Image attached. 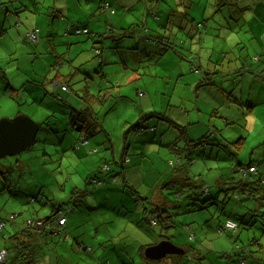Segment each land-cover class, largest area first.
<instances>
[{
	"label": "rangeland",
	"instance_id": "1",
	"mask_svg": "<svg viewBox=\"0 0 264 264\" xmlns=\"http://www.w3.org/2000/svg\"><path fill=\"white\" fill-rule=\"evenodd\" d=\"M1 1L4 2L3 0ZM111 1L116 12L109 11V15H107L106 13L98 12L99 0H91L89 2L82 0L81 5L78 4L77 0H74V2L72 0H12L10 4L14 8L22 5L21 9L26 11V15L21 13L18 17H15L17 18V24L12 29L9 28L10 23L5 17L7 14L0 5V13L2 14L0 30L5 27L3 31H0V70L5 72L7 79L8 77L13 79L14 76L26 77L32 73H40L48 69H55L61 74L67 72L73 74L75 67L82 62L85 63V59L89 57L86 49L92 51V39L88 37L91 33L96 32L98 37L104 36V38L101 37L100 41L104 51H106L109 45L113 44L116 46L119 40L125 38L127 40L129 33L119 34L121 32L120 28H126L132 23H135L134 26H136L138 21L143 19L144 6L141 9L135 7L132 11H124V6L116 5V0ZM146 2L150 3L152 9L158 11L155 14L152 11L147 12L149 24L146 27L149 28V32L152 34L165 35L167 41L170 42L169 47L163 46L162 49L164 50H157L160 55L155 61L152 58L149 59L144 53L137 54L134 61L131 59L130 61L135 62L137 67V74L133 75L132 71H128L126 74L117 75L114 74L116 69L113 67L108 68L106 76H103V78L110 80L108 84L102 81L105 79H102L99 73L94 72L99 66H97L96 58L92 57L94 70L91 74L87 72V79H82V81L90 86L91 82L89 79H91L92 84L96 86H93L90 90L94 100L78 98L77 103L74 96L67 94L60 102L61 108H57L53 112L54 115L64 118V123L61 121L58 123L60 137L75 140L71 131L72 125L68 123V118L63 113L64 110L67 113L69 112L68 107L64 105V101L69 100V104L72 107L80 105L81 108L87 107L86 101L94 109L95 116L99 118L102 124L101 135L97 137L98 140L96 142L92 141L89 146L84 147L82 145L83 153L78 155L67 147L68 143L65 140L55 141V133L51 130L49 131V138H54V141L42 145L43 139L47 134L41 137L43 132L41 130L30 148L20 153L6 155L0 158V162H13L12 164H15L14 161L16 159L25 158L28 161L27 168L31 170V174L28 176L30 180L27 182L33 183V180H37L51 187H53L52 184H60L54 187L53 191V194L57 197L65 195V198H67L72 188L81 187L88 173L99 172L102 166L103 170L100 171L108 175L111 182H115L112 184L122 187L124 180L123 166H115L113 158H115V161L126 162L125 156L123 158L121 156L124 147V131L139 116L148 111H155L163 115V117L157 118L158 121H164L176 134H178V128L171 121L187 126V131L196 129L197 134L202 131H209L210 134H215L221 140H229V143L223 141L229 147L237 145V156L225 155V151V154L222 152L219 157L198 159L189 166L188 178L183 180L185 186H182L185 191L181 193L179 198H176L174 191L176 190L175 187L179 186L178 183L175 187H165L173 167L171 160H176L174 153L169 148L160 147V149L173 156L172 159L166 158L163 160L164 164L169 166L167 171L158 170L157 165L154 164L155 162H152V156L156 160L162 158L153 153L151 149H148L143 156L144 161L141 170H138V166L131 164L136 161L134 156L127 155L131 159L125 170L127 171V176L125 177L128 184L126 186L127 190H130L132 185H137L143 191H149V186L156 189L165 187L164 192L168 196V201L171 202L169 206L173 210L171 212L173 214V225L163 228L155 227V229L150 226L151 231L148 232L150 239H159V235L162 234L174 244L186 249L192 244L196 248H201L202 255L208 249H211L213 256L217 250L209 247L208 241H210V245H212L213 240L219 242L221 244L220 250L223 246H227L228 251L232 249L236 251V246L247 247L253 235L256 238H263L264 233L260 232L261 229L258 227L247 229L241 224V216L246 211L242 206L243 193L246 195L250 187L246 183L247 180L240 177L239 172L233 169L232 165L237 160L246 163L248 159H252L253 162L259 163L261 168L263 162L262 153L255 146L264 140V81L257 79L254 74H250L253 80L251 85L246 84L245 81H236L238 86L234 89L229 98L230 101L227 103H222V98L215 95V91L209 92L208 88L204 86L213 84L220 89H223V86L226 85L232 86L235 83L232 81V76L237 73L242 74L241 77H245L241 69L251 63L249 70L261 72L264 69V54L258 60L253 58L255 48L261 49L264 46V0H231L233 10L230 19L235 22L236 27H232L233 34L231 33L232 35L227 38L225 36L224 39H220L218 35H225V31L214 26L211 23V18H209L214 11V0H141L137 4L143 3L145 5ZM250 3H258L257 8L244 10L247 4ZM65 6L68 7V18L61 21L60 16L55 15L54 7ZM92 10L95 11L91 13ZM167 10L171 13L169 18L168 16L166 18ZM186 14L190 16L194 24L201 22L200 33L203 32V28L205 29L201 39L202 42L198 39L200 33L198 35L194 33V27L191 24L187 27H180L187 21L185 19ZM76 19H79L80 25L74 26V30H71L72 34L67 35L65 33L66 25ZM117 20L124 22L125 25L115 24ZM89 21H96L98 24L97 26H91L88 33L76 32L77 29L87 27V25L83 26L84 23L81 22L89 23ZM34 23H36L35 28L40 31L39 35V31L35 33V36H38L36 42L23 38L24 32H27V26L29 25L28 29L31 30L34 28L31 26ZM110 25H113V27H110ZM249 25L253 31L250 30ZM228 26H230L229 23ZM109 27V30H113V32L107 33L106 29ZM109 34H113V36H109ZM206 36L212 37L211 41H206ZM75 41L81 42L77 43ZM182 41L185 42L180 43ZM156 44L159 47L162 46L160 43ZM208 60L209 64L207 65ZM109 65L110 63L105 66ZM230 72H232L231 75H229ZM204 73H206L205 79H208L206 81L201 79L197 87V79L201 78ZM65 79H68V75ZM16 83L20 84L21 81L18 80ZM103 83L106 88L99 90L102 85L104 86ZM136 83L139 85L138 89ZM56 84L59 85L61 83ZM78 84L79 82L76 81L73 85L71 83L72 89H76ZM240 87H243L242 93L239 90ZM117 89H119L120 93L117 92ZM139 91L143 92V94L140 95ZM96 93H100L99 100L96 98ZM118 94L128 95L130 99H125V101L117 100ZM246 95L251 97L252 107H247L245 103ZM239 104L243 106L241 110H237L240 109ZM18 107L22 110L19 113H17ZM50 113V109L45 106L35 105L27 107L25 105H17L10 97L0 94V118H13L17 114H24L31 117L34 121L40 122ZM193 126L195 128H192ZM66 127L68 131L63 130ZM232 139H238L239 144L230 143ZM92 146L95 147L94 153H90V147ZM36 147L39 148V151H35ZM148 147L157 148L158 146L148 144ZM170 154H165V156ZM192 156L195 157L194 154ZM0 168L2 169L3 167ZM260 176L264 179V174L260 173ZM198 179L204 182L202 190L199 187H193L198 182ZM239 179H242L239 181H242V185L236 182ZM231 182H236V187H231L235 185ZM60 187H64V190H60ZM186 193L192 198L186 197ZM5 198L4 195L0 194V209L3 208V214H10V212L20 214L15 217L18 226L22 224L24 219L31 218L26 217L33 214L29 205L11 200L5 202ZM38 198L41 201L42 197L38 196ZM173 200L177 202L174 204L172 203ZM40 201L34 204V208L36 213L43 217L46 213L40 212ZM245 202L248 201L246 200ZM214 210L216 211L215 218L217 217V219L230 214H234L233 217L239 219L240 238L230 233L231 237L235 238L232 242L227 234L228 232H225L224 236H222L223 234L219 235L213 231V234L207 238L198 236L197 239L190 240L187 236V231L182 227L184 220H180V217L185 214L205 212L207 214L206 219H209ZM110 211L116 214L114 211ZM113 219H115L114 225L111 224ZM243 221L246 224L248 223L247 220ZM201 222L203 229H206L207 221L205 218L201 219ZM82 223L87 224V228H93V225L95 228L97 227V237L93 228L91 230L92 237L86 239L88 248L90 247L89 242H91L93 250L90 251L94 258H100L102 254L112 253L109 251L104 252L108 247L107 244L112 243L114 239L125 238L126 240L140 243L149 238L139 228L137 230L130 227L123 218L108 212L88 214L82 218ZM192 223L197 224L196 222ZM4 234L9 236L6 231H4ZM176 235L180 236V238H177ZM55 237L61 242L58 248H55L53 244L43 245L48 250V247H50L49 251L54 254L52 264L57 263L56 252H61L66 257L68 255L78 264H92L95 262L94 258L86 256L85 250L79 247L78 244L74 243V248L70 249V245L73 244L71 238L66 242L62 235H56ZM5 238L2 237L0 232L1 245H3ZM200 239L203 243L200 242ZM242 239H244V242ZM30 243L26 249L21 250L22 256L20 260L12 262H15V264H36V258L41 246L35 238ZM87 250L90 252L89 249ZM138 252H140L139 249L138 251L136 250V254L133 256L135 260L133 261L129 259L128 254L123 250L113 253L115 255H124L128 264H149L139 261L142 254L140 253L139 255ZM172 255L173 253L167 254L164 257L165 259L159 260H161L162 264H168L170 262L168 258H171ZM255 256L259 257L256 259L257 263L261 262L264 264V248ZM116 259L115 262L110 264H122L121 259ZM233 259L229 264H237V257L235 256ZM60 260L62 263L64 262L63 259ZM250 263L251 261H248V264ZM104 264L109 263L104 260ZM213 264L218 263L213 262Z\"/></svg>",
	"mask_w": 264,
	"mask_h": 264
},
{
	"label": "crops",
	"instance_id": "2",
	"mask_svg": "<svg viewBox=\"0 0 264 264\" xmlns=\"http://www.w3.org/2000/svg\"><path fill=\"white\" fill-rule=\"evenodd\" d=\"M4 2H2L0 0V5L1 7L4 9V11L6 12L7 16L6 19L9 21L10 23V27L12 29V27L16 24V19L15 17H18L19 14L23 13L26 15V11H24V9H21L22 5H20L19 7L14 8L12 6V4H10V1L12 0H3ZM74 2V0H72ZM78 4H82V0H77ZM85 2H89L91 0H84ZM103 0H100V3ZM109 3L112 1L109 0ZM138 2H141V0H116V5H120V7L124 6L125 10L124 11H132L135 7H137L138 9H141L144 6V13H143V19L138 21V24H143L141 25H136L134 26V23H132L130 26L126 27V29H129L130 32H133V34H137V37L134 38L129 37L122 40H119L118 44L116 46H114L113 44L109 45V47H107V50L104 51L103 47H102V43L100 42L101 37H98V35H96L97 33H91L88 37H91L92 39V51H89L88 49H86L89 53V57H87L85 59V63L82 62L80 64H78V66L75 67V72L72 74L70 72H67L65 74H61L59 71L55 70V69H48L45 70L43 72L40 73H32L29 76L26 77H18V76H14L13 79L9 78L7 79L6 74L4 71L0 70V94L5 95L7 97H10V99H12V101L16 102L17 105H25L27 107H33L35 105H42L45 106L46 108L50 109L51 113L49 115H46L45 119H43V121L41 120V126L39 128V130L37 131L36 136L38 135V133H40L41 130H43L41 137H43L45 134H47L45 136V138L43 139V144L47 143L49 138V131L51 130L52 132H54V136L58 139V140H65L68 144H72L75 142L76 140V136H77V132H73L72 135L74 137L75 140H69V139H65L60 137L59 135V127H58V123L61 121L62 123H64L63 119L61 116H57L54 115L53 112L55 109H59L61 108L60 106V102L63 99V97L65 95H69V96H74L75 100L78 103V98H82L83 100H89L92 99L94 100V97H92V94H90V90L93 88V84L91 79H89V81L91 82L90 86L86 85L84 83V81H82V79H87V72L89 74H91L93 72V58L95 57V49L97 47H102V52L100 53V60H97V66H99L98 68L95 69V73H99L101 75L102 79H105V77L103 78V76H106L107 74V70L110 67H113L114 69H116L114 71V74H126L128 71H132L133 75L137 74L136 70L137 67L135 66V62H131L130 60L132 59L133 61L136 59L137 54L139 53H144L145 55L148 56V58H152L154 59V61L159 57V52L157 50L162 49L163 46H167L169 47V41H167L166 37L164 36V41L161 40H156L154 37H150L149 35L152 36V33L149 32V28L146 27L147 24H149V20H148V11H152L153 14H155L158 11H155L154 9H152V7H150V3L146 2L145 5H143V3L137 4ZM99 3V4H100ZM113 4V3H112ZM257 4L258 3H250L247 4V7L244 8V10H253L257 8ZM114 7V6H113ZM151 8V9H150ZM213 8L214 11L211 13L210 17L211 18V23L218 27V29L223 28V30L225 31V35H218V37L220 39H224V37H230L233 33H232V27L235 28L236 24L235 22L230 19L231 14H232V10H233V4L231 3V0H214L213 2ZM250 8V9H249ZM54 9H56L55 15L56 16H60V20L64 21L65 18H68L67 16V10L68 7H54ZM95 10H92L91 13H93ZM169 10L166 11V18L168 16L171 17V13L168 12ZM98 12L100 13H106V11H104L103 9H101L98 6ZM114 12L115 11V7H114ZM107 14V13H106ZM24 15V16H25ZM109 15V14H107ZM2 17V14L0 13V18ZM185 19L187 21H185V23H183V25H181L180 27H187V26H193L194 27V33H196L198 35V33H200L199 29H200V24L201 22H197V23H193L190 16L186 14ZM252 19V17H251ZM68 20V19H67ZM191 20V22H190ZM250 21V20H249ZM248 21V23H249ZM84 23V25H87L88 31L90 32L89 28L91 26H97L98 22L96 21H89V23L87 22H81ZM160 23V22H159ZM229 25L231 26H228ZM35 24L31 25L34 28H32L31 30L28 29L27 26V32H24V36L23 38L25 39H29L32 42H36L38 39V36H34L35 33H37L39 31L38 28H35ZM115 24H118L120 26L125 25L124 22H121L120 20H117L115 22ZM145 24V25H144ZM162 24V23H161ZM80 22L79 19H76L74 21H70V23H68L66 25L65 28V33L68 34H72L71 30H74V26H79ZM203 25V24H202ZM223 25V27H222ZM163 26V25H162ZM146 27L147 29H145L146 31H144V33H146V35H140L138 34L139 32H141L142 28ZM205 27V25H204ZM249 28L251 31H253V29L250 27ZM5 29L2 28L0 31H3ZM29 30V31H28ZM79 30V29H77ZM93 30V29H92ZM88 31L86 33H88ZM92 32V31H91ZM205 33V29L203 28V32L200 33L198 35V39H200L199 41H201L202 39V35ZM232 33V34H231ZM34 34V35H33ZM40 34V31L38 32V35ZM149 34V35H148ZM95 36V37H93ZM156 36V35H153ZM158 37V36H157ZM104 38V36L102 37ZM171 38V37H170ZM212 37H207L206 36V41H211ZM216 38V37H215ZM214 38V39H215ZM85 39V38H84ZM161 41V42H160ZM75 42H81V41H75ZM185 41H182L180 43H184ZM85 43V42H84ZM156 43H160L162 46H158ZM134 45V46H133ZM120 46V47H119ZM130 46V47H129ZM132 46L134 49H132ZM209 48V46H208ZM85 50V49H82ZM164 50V49H162ZM260 51V52H259ZM226 53V52H225ZM206 54V53H205ZM264 54V46L261 49L255 48V53L253 55L254 60H258L262 55ZM208 57H210L207 54ZM93 57V58H92ZM92 58V59H91ZM211 58H213L211 56ZM91 59V60H90ZM89 60V61H87ZM99 63V64H98ZM110 63L109 66H105L106 64ZM209 64V60L207 62V65ZM252 65V63L250 65H246V68H249ZM243 67V68H245ZM135 70V71H134ZM85 74H83V73ZM207 72L208 69H207ZM206 72V73H207ZM206 73H204L201 78L197 79V87L200 84V80H207L208 78L205 79V75ZM258 72L256 71H244L243 72V76L245 77H241L242 74H237L235 73L234 76H232L233 78V82H235L232 86L231 85H226L223 86V89H220L218 87H216L213 84H209L207 87L209 92L215 91V95L219 96L220 98H222V103H227L229 102V98L231 96V94L234 92V89L238 86V83H236V81L238 82H246V84L251 85L253 84V80L250 77V74H257ZM232 72L229 73V75H231ZM68 75V79H65V77H67ZM228 75V74H227ZM74 79H76V82H79V84L76 86V89H72V85L75 83V81H73ZM18 80L21 81V83H16ZM105 81L107 84L110 83V80L105 79L102 80ZM87 82V81H85ZM56 83H61L62 85H66L68 87V89L70 91H64L62 90L60 87V84H56ZM72 83V85H71ZM104 84V83H103ZM245 84V85H246ZM204 85V84H201ZM105 86V84H104ZM102 85L100 89L106 88V86L104 87ZM137 89L139 88L138 83H136ZM80 87V89H79ZM96 87V86H94ZM240 92H243V87H240ZM117 92L120 93L119 89H117ZM140 95L143 94V92L139 91L138 92ZM98 93H96L97 95ZM247 96V95H246ZM129 100L130 97L128 95H121L118 94L117 95V100L120 101H125ZM65 102V101H64ZM262 103V101H260ZM69 103V102H68ZM68 103H64L65 106L68 107L69 112L67 113L66 110L63 111V113L67 116L68 118V123L70 124V120L72 121L75 118V124L79 125L82 124V122H80V120L82 119H86L87 122L86 123H91L92 120L90 119V117H83L82 115L76 114L74 111V107H72V105H68ZM87 108H88V112L93 113L94 109H92V107L90 106V104H87V102L85 101ZM245 103L247 104V107H252L251 104V97L247 96V98L245 99ZM240 109L237 110H241L243 108V106H241V104L238 105ZM82 109V108H81ZM21 110L20 107H18L17 109V113H19ZM150 112H155V111H148L146 113H144L142 116H145L147 113ZM156 113V112H155ZM19 115V114H17ZM142 116H139L137 120H139ZM31 118V117H30ZM96 118L99 120V118L96 116ZM156 118V119H154ZM159 117H148L146 120L143 121V124H154L156 125V130L154 131V133H150L153 134L154 136H149L150 139H154L158 140L160 143H156V142H150L148 143L147 140V135H145L144 133H135V129H132V125L135 123H131L128 128H126V130L124 131V135H123V149L122 152L123 154H121L122 158L125 156L126 158V162L124 161H115V158H113V162L115 164V166L117 165H121L123 166V186H117L115 184V182H111L110 178L108 175L102 174L101 172H91L88 173V175L85 177V179L83 180V183L81 185L80 188H72L70 190V195L65 198V195H62V197H57L53 194L54 191V187L59 186L60 184H52L53 187H51L48 184H44L41 183L37 180H33V183H29L27 181H29L30 179H28V176L31 174V170L27 168V160L25 158H18L16 159L14 162L16 164V166H13V162H9L7 165H9V167H7L6 163L1 164L0 163V167H3L2 169L0 168V172L2 171H8V175L5 176L3 174L0 173V187L5 189L3 191L0 192V194L4 195L5 198V202H7V200H11V201H15V202H20L21 204H26L30 206V210L31 212H33V214H31L30 216H26V217H33V218H44L47 217V215H50L52 212V210L55 211L57 210V208H61L64 209V211H66V222H65V226L63 227L64 232L67 233L69 235V237H65L64 240L69 241L71 238V241H73V244L70 245V249L74 248V243L78 244L79 247L83 248L85 251V254L87 257H92L94 258V256L91 255V251L93 250V247L91 246V242H89V246L91 247H87V242L86 239L88 237H92L91 234V230L94 228L95 229V236L97 237V232L98 230L95 228V226L93 225V228H87V224H83L82 223V218L88 214H92V213H99V214H103L104 212H108L111 213L112 215H116L117 217H121L123 218L124 221L127 222V224L130 227H133L135 229L139 228L140 230H142L145 234H147L149 236V238L146 241L140 242L138 243L137 241H131V240H126L125 238H119L117 240H112V243L107 244V248L105 249V252H112V253H108V254H102V256L100 258H94L95 262L92 264H104V260L106 262H108L109 264L111 262H115L118 258L122 260V264H128L127 262V258L122 255V254H118L115 255L113 252L115 251H119V250H123L125 251L129 257V259L131 261L135 260L133 256H135L136 254V250L138 251V248H140L139 246L143 245L146 247V245H150L153 243H156L159 240L162 239H157L154 238L153 240H151L150 238V234L148 232H146L145 230L142 229L141 227V218H145L146 216H151L152 214V210L156 208V206L158 205H163L166 210H168V215H173L171 214V212H173L172 207L169 206L171 205V202L168 201V196L166 195L165 191V187L169 188V187H173L172 185L178 181L181 177H179V175L181 173H174V170L177 168V166L179 164H177V160L175 161H171V164L173 165L172 167V171L169 177V180L166 181V184H169V181H171L172 183H170V185H165V187H161V188H153L152 186H149V191H143L140 190L137 185H132L130 190H127L126 186H128L127 184V179L125 178L127 175V171L126 168L128 166V163L131 162V159L126 157L127 155H133L134 158L136 159L135 162H132L131 164L138 166V170H141L142 168V163H143V156L147 153L148 149H151V151L153 153H156L160 158L162 159H154V156H152L151 160L152 162H155L154 164L157 165L158 170H164L167 171L168 170V165L166 166L163 162V160H165L166 158L172 159V155L170 153H166L163 149H160V147L164 146L169 148L173 153L174 151L168 146V144L170 143V140H172L175 136L176 133L173 132V130L170 128V126H168L164 121H158ZM174 124H177L173 121H171ZM72 125V124H71ZM180 125V124H178ZM185 126V125H183ZM73 127V126H72ZM186 128V135L189 139L195 140L200 138L202 135H204L206 132L202 131L199 134H197L196 129H190L187 131V126H185ZM192 128H195V126H193ZM64 131H68V128H64ZM89 131V130H87ZM82 134V133H81ZM171 137V138H170ZM98 139H94L88 137L87 141L84 144L85 146H89L91 145L92 141H97ZM182 142H179V144H181ZM264 143V140L259 143L256 149L257 150H261V156L263 159V162L261 164V168L259 163L257 164V168L259 173H261L262 175L264 174V145H262ZM148 144H154L157 145V148H149ZM83 145V146H84ZM84 146V147H85ZM31 147V146H30ZM29 147V148H30ZM131 148H133V150H131ZM79 155L83 153V148L82 146L79 147ZM35 151H39V148L36 147ZM202 152V151H201ZM130 153V154H128ZM165 154H170L165 156ZM175 155V159H177V153H174ZM202 160L206 157L205 154L200 155ZM252 160V159H250ZM183 163V162H182ZM181 163V166H185ZM194 162H192L193 164ZM12 164V165H11ZM170 164V165H171ZM110 165V164H109ZM179 167V166H178ZM188 170L185 171L184 173V179L188 178V171H189V166ZM111 168V166H110ZM17 170V171H13V170ZM96 175V177L98 179H100V181H104L105 184L102 185H98L95 186L92 183V180H90V177L92 175ZM6 177H8V179H6ZM174 182V183H173ZM101 184V183H100ZM125 184V185H124ZM131 186V185H130ZM168 186V187H167ZM137 188V190H136ZM153 188V189H152ZM60 190H64V187H60ZM152 191V193H150ZM128 194V195H127ZM27 196H32L33 197V201H29V198ZM38 196L42 197L41 201L39 200ZM29 201V202H28ZM37 201H40V212H43V214L46 213L45 216L40 217L38 213H36L35 210V203H37ZM176 200H173L172 203L175 204ZM43 206V207H41ZM33 209V211H32ZM110 210L114 211L116 214L112 213ZM12 213V212H10ZM3 208L0 209V218H6L8 216V214H3ZM57 213H55L56 215ZM215 214L216 211L214 210L209 219L207 218V214L205 212L201 213V212H196L193 214H185L183 216L180 217V220H184L183 222V229L185 231H187V236L190 240H194L197 239L198 236H203V238H207L208 236H211L213 234V231H215L217 234V230L216 228L225 220V218H234L232 215H224L222 218H215ZM20 215V214H19ZM23 217V218H26ZM205 218V220L207 221V228L203 229V224L201 222V219ZM189 220H191L189 222ZM192 222H196L192 223ZM101 224V223H100ZM112 225L115 224V219L112 220ZM157 228V227H156ZM212 228V230H210ZM20 228H18L17 224H13L12 225L9 223H6L5 227L1 230L2 233V237H4V231H6L9 236L7 234H5L6 238L4 240L3 245H1L0 243V249L2 247H5L7 250V256H5V259L7 258L8 260V264H15V262L12 261H16V255H18L19 253H16L15 248H11L12 243L18 244L22 241L26 242V240H30L31 237L33 236L37 242H40V252L37 255L36 258V264H52V259L54 257L53 252L49 251L47 248H44L43 245L44 244H53V246H55V248H58V245L61 243L59 242V240L55 237L56 235L61 236L60 234H51L50 232H42L41 234H30L29 232H23L21 234L17 233V230H19ZM155 229V227H154ZM182 229V230H183ZM253 229V228H252ZM138 230V229H137ZM231 232H228V236L231 238V241L233 242L235 240L234 237H231ZM17 234V235H15ZM232 234H235L238 238L239 235L241 234V232H239V228ZM190 235H192V237H190ZM177 238H180V236L176 235ZM224 236V234L222 235ZM234 236V235H233ZM228 237V238H229ZM262 238V237H261ZM261 238H256L254 235L252 236V238L249 241V244L247 247L242 246H236V248L238 249L239 253H245L246 250H250L252 249L253 252H255V254H258L260 252L261 249L264 248V237ZM163 239H168L169 238H163ZM171 241V240H170ZM242 241L244 242V239H242ZM1 242V241H0ZM172 242V241H171ZM200 242L203 243V241ZM263 242V243H262ZM224 243H226L224 241ZM209 247L215 248L216 254L217 252H228L230 253L232 250L227 249V246H223V248L220 250L221 248V244L219 242H217L216 240L212 241V245H210V241L207 242ZM147 245V246H148ZM193 245V244H192ZM189 246L187 245V249L189 250L187 252V255L185 257V260L187 261H182L179 264H189V260L191 259V253L192 252H196V253H201L202 249L201 248H196L194 246ZM252 245V247H251ZM144 247V248H145ZM183 249H186L184 247H182ZM90 252H88V250ZM144 250V249H143ZM16 253L15 254H13ZM140 255V252H138ZM144 254V253H143ZM216 254L213 256V254H211V249H208L206 252H204L203 254V259L207 262L210 260L212 261ZM141 258L139 259V261H144L146 263L149 264H154L153 262H155V264H162V262H160L161 260H155V259H151V258H147V257H143L142 255H140ZM211 256H213V258H211ZM56 260V264H78L76 261H74L73 259H71L68 255L67 257L64 256V254H62L61 252H56L55 255ZM259 258V257H257ZM256 258V259H257ZM60 259H63L64 262L62 263ZM165 259V258H163ZM171 258H168V260H170ZM210 259V260H209ZM256 259L253 261L252 264H262L261 262L257 263L258 261H256ZM261 259V258H260ZM170 262H168L169 264ZM0 264H4L2 262H0ZM229 264V262H228Z\"/></svg>",
	"mask_w": 264,
	"mask_h": 264
},
{
	"label": "trees",
	"instance_id": "3",
	"mask_svg": "<svg viewBox=\"0 0 264 264\" xmlns=\"http://www.w3.org/2000/svg\"><path fill=\"white\" fill-rule=\"evenodd\" d=\"M108 1L103 0L100 3V0H99V3H100L99 7L101 9H103L104 11H106L107 14H109V11L110 12L114 11L113 5L111 4V2L109 3ZM54 12H56V9H54ZM134 25H135V23H134ZM137 25L142 26L143 24H137ZM110 27H113V25H110ZM110 27L108 29H106L107 33L113 32V30H111V31L109 30ZM222 27H223V25H222ZM142 29H144V30H142L138 34L145 36L146 33H144V31H146L145 29H147V28L144 27ZM221 29H223V28H221ZM120 30H121V32L119 34H121V35H123L125 33H129V37H132V36L134 38L137 37V34H133V32H135V31L130 32V30L126 29V28H120ZM76 32H77V30H76ZM153 35H156V36H153ZM109 36H113V34H109ZM149 36L154 37L158 41L161 40V41L165 42V40L163 39L165 35L152 34V36L151 35H149ZM100 37H103V36H100ZM133 46H132V49H134ZM96 49H98V51H96ZM96 49L94 50L95 51V57L97 60H100V53L102 52V47L99 46ZM248 70H249V68L245 67V68L241 69V72L243 73L244 71H248ZM249 71H252V70H249ZM255 77L261 81H264V69H262L261 72H258L257 74H255ZM62 90H64V89H62ZM68 91H69V89H68ZM96 98L99 100L100 93H98L96 95ZM68 102L70 103L69 100H66L64 103H68ZM69 103H68V105L70 106ZM73 109H74L76 114L82 115L84 118L86 116L90 117V119L92 120L91 123H86L87 120L82 119V120H80V122H82V124H79V125L75 124V118L72 121L70 120V124H72V126H73L72 130H71L72 133L77 132L78 134L76 136L77 138H76L75 142L72 144H68L67 147L72 149L74 152H76L79 155V153H78V151L80 150L79 147L84 145L82 143H85L87 141L88 137L93 138V140H94L98 136L101 135L102 124L96 118L94 112L90 113L87 111L88 110L87 107L81 109L80 105H78L77 107H74ZM148 117H163V115L159 114V113H155V112L147 113L145 116H142L139 120H136L131 128L135 129L134 130L135 133H138V134L144 133L145 135H147V140H145V141H148V143H150V142L160 143L158 140H155L154 137H153V139L149 138L150 135L154 136L153 134H150V133H154V131L156 130V125H154V124H143V121L146 120ZM174 125H176L178 128V134H176V136L172 140H170V143L168 144V146L174 151V153H177V155H178L176 160H177V164H179L178 165L179 167L177 166V168L174 170V173H181L179 175V177H181V178L178 181H176L175 183L173 182L174 184L172 186L175 187L176 184L178 183L179 186L175 187L176 190L174 192L176 194V198H179L181 193L183 191H185V189H183L182 186H185V182L183 181L184 180L183 176H184L185 171L188 170L187 166H190L192 164V162H196L198 159H202L200 156L202 154H205L206 157H219L222 152L225 154V151H226L225 155H232V156L236 157L237 156V145H235V147H229V145L224 143V141L229 143V140L223 139L224 140L223 141L219 137H217L215 134H210L209 131H207L200 138L192 140V139H189L187 137L185 126L178 125V124H174ZM87 130H89V131H87ZM60 140H58L55 137V141H60ZM47 141L52 142V141H54V138H50ZM178 141H180L182 143L179 144ZM230 143L239 144L238 139L237 140L232 139V141H230ZM94 152H95V147L94 146L90 147V153H94ZM192 154H194L195 157H193ZM0 163L4 164L3 162H0ZM181 163L183 165L187 164L186 167L181 166ZM7 164L8 163H6V165ZM257 164L258 163L253 162V160H249V159L246 163H243L240 160H237V162L235 164L233 163L232 167H233V169H236V171L239 172L240 177L247 180L246 183H248L249 187H250L249 192L247 190L246 195H244V193H243L244 200H243L242 206L244 207V209H246V211L244 212L243 216H241V220H240L241 224L244 227H246L247 229H252L253 227H258L259 229H261L260 232L264 233V179L260 176V173H259L258 168H257V166H258ZM13 166H16V164H13ZM251 166L255 168V173H252L249 170H247L248 172L245 173V175H243L242 172L240 171L241 167L249 168ZM7 167H9V165H7ZM15 171H17V170H15ZM99 172H101V171L99 170ZM0 173L7 176L9 172L8 171H2ZM6 179H8V177H6ZM92 179H97L99 181V183H93L92 182L95 186L105 184V182L102 180L100 181V179H98L95 174L90 177V180H92ZM232 180H233V178H232ZM240 180H242V179H239L236 182H239ZM236 182H231V183L235 184ZM241 182H239L240 183L239 185H242ZM170 183H172V182L169 181V184H166V185H170ZM236 185L237 184H235L231 187H236ZM191 186H193V184H191ZM203 186H204V182L201 179H198V182H196L193 187H199L202 190ZM243 186H244V184H243ZM4 189H5V187L4 188L0 187V192L3 191ZM241 189L243 190L242 186H241ZM244 190L246 191V189H244ZM193 194H195V193H193ZM27 197L30 198L32 196H27ZM186 197H188L189 199L192 198L189 194H187ZM201 199H204V198H201ZM246 200L248 202H245ZM174 202L176 203L177 201H174ZM60 211H62V213H63L64 209L57 208V210L55 211V213H57L56 215L54 213V210H52L51 211L52 213L50 215H47V217H44V218H40L45 223L48 224V227H45L43 230L36 232L35 230L28 228V227H25V226H22V224H21L18 226V228H20V229L17 230V233L21 234L23 232H29L30 234H41L42 232H47V233L50 232L51 234L53 233V234L62 235L63 239H65V237H69V235L67 233H65L64 229H63L65 224L63 226H61L60 224L56 223V219H57ZM10 214L12 217L9 218ZM10 214L6 218H0V222L2 220H8V222H7L8 224L9 223L11 225H12V223L17 224L15 217L18 216L19 214L14 213V212H12ZM31 218H33V217H31ZM226 219H231L234 222H236L237 229L239 228V219L229 218V217L225 218V220ZM66 220H67V218H66ZM140 220H141V227L146 232L151 231L150 226L153 227V229H154V227L163 228V227L173 225V215L172 216L168 215V210H166V208L163 205L156 206V208L152 210V214L150 217L146 216L145 218H141ZM243 220H247L248 223L246 224ZM223 222L218 227H220L223 224ZM217 228H216V230H217ZM0 232H1V230H0ZM3 235H4V237H6L5 234H3ZM15 235H17V234H15ZM33 238L34 237L32 236L30 240H26V242L22 241L18 244L12 243L11 248L13 249L16 247L15 248L16 253H19L18 255H16V253L13 252V254L16 255V258L18 261L20 260V258L22 256L20 253L21 250L26 249V247L31 244L30 242L33 240ZM163 238H167V237L165 235L160 234L159 239H163ZM139 247L140 248H138V249H139L140 253L142 254V256L144 257L143 249L145 246L141 245ZM2 248H5V247H2ZM7 250H8V248L6 249V251ZM235 250L236 251L232 250L230 253H228V252H217V254L214 258V261L213 260L211 261L209 259L210 262L209 261L206 262L202 258L203 255L201 253L199 255V253L190 251V253H191L190 258L191 259L189 260V264H213V262H216L218 264H228V262L234 260L233 258L235 256L237 257V264H248V261H251L250 264H252L253 261L257 258L255 256V252H253L252 249L246 250L245 253L244 252L239 253L237 248ZM188 251H189L188 249H184L183 253H181V254H173L171 256L169 264H179L180 262L184 261ZM6 256H7V253H6ZM185 261H187V260H185ZM243 261H244V263H243ZM153 263L155 264V262H153ZM4 264H8L7 258L5 259Z\"/></svg>",
	"mask_w": 264,
	"mask_h": 264
},
{
	"label": "water",
	"instance_id": "4",
	"mask_svg": "<svg viewBox=\"0 0 264 264\" xmlns=\"http://www.w3.org/2000/svg\"><path fill=\"white\" fill-rule=\"evenodd\" d=\"M40 126V122L24 114L13 118H0V158L28 149L34 143ZM183 251L181 246L162 239L146 246L143 253L147 258L159 260L167 254H181Z\"/></svg>",
	"mask_w": 264,
	"mask_h": 264
},
{
	"label": "built area",
	"instance_id": "5",
	"mask_svg": "<svg viewBox=\"0 0 264 264\" xmlns=\"http://www.w3.org/2000/svg\"><path fill=\"white\" fill-rule=\"evenodd\" d=\"M81 30H77V32H80ZM84 32H86V29H83ZM34 35V34H33ZM35 36V35H34ZM96 51H98V49H96ZM61 88L64 90L68 91V88L65 85L60 84ZM249 170L252 173H255V168L254 167H241L240 171L242 172L243 175H245V173H247ZM93 183H99V181L97 179H92ZM33 197L29 198V201H33ZM66 211L62 213V211L59 212V215L56 219V223L60 224L61 226H63L66 222ZM12 217L11 214L9 215V218ZM8 222V220H2L0 222V230H2L6 223ZM22 226L31 228L33 230H35L36 232L43 230L45 227H48V224L45 223L42 219L40 218H27L22 222ZM237 230V224L236 222H234L231 219H226L223 224L217 228V232L219 235L224 234L225 232H231L234 233ZM190 237H192V235H190ZM193 238V237H192ZM6 249L5 248H1L0 249V262L4 263L5 262V256H6ZM244 263V261H243Z\"/></svg>",
	"mask_w": 264,
	"mask_h": 264
},
{
	"label": "clouds",
	"instance_id": "6",
	"mask_svg": "<svg viewBox=\"0 0 264 264\" xmlns=\"http://www.w3.org/2000/svg\"><path fill=\"white\" fill-rule=\"evenodd\" d=\"M83 29H86V32L88 31L87 28H83ZM83 29H80L81 30L80 32H84ZM86 32H84V33H86Z\"/></svg>",
	"mask_w": 264,
	"mask_h": 264
},
{
	"label": "bare ground",
	"instance_id": "7",
	"mask_svg": "<svg viewBox=\"0 0 264 264\" xmlns=\"http://www.w3.org/2000/svg\"><path fill=\"white\" fill-rule=\"evenodd\" d=\"M101 171L103 170V166L101 167V169H100Z\"/></svg>",
	"mask_w": 264,
	"mask_h": 264
}]
</instances>
